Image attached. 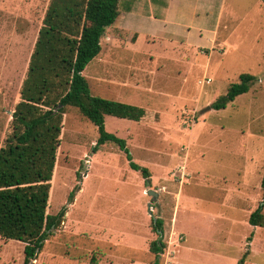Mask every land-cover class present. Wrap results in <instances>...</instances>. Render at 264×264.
I'll list each match as a JSON object with an SVG mask.
<instances>
[{
	"label": "rangeland",
	"instance_id": "obj_1",
	"mask_svg": "<svg viewBox=\"0 0 264 264\" xmlns=\"http://www.w3.org/2000/svg\"><path fill=\"white\" fill-rule=\"evenodd\" d=\"M48 2L0 0V147ZM118 7L83 75L92 95L144 108L139 121L105 116L104 128L149 180L116 144L93 151L96 126L67 107L47 205L48 214L65 213L32 263L151 264V217H160L161 264H238L246 247L243 264H264V229L248 222L264 177V2ZM242 73L255 77L249 91L210 108ZM23 248L0 237V264H23Z\"/></svg>",
	"mask_w": 264,
	"mask_h": 264
},
{
	"label": "trees",
	"instance_id": "obj_2",
	"mask_svg": "<svg viewBox=\"0 0 264 264\" xmlns=\"http://www.w3.org/2000/svg\"><path fill=\"white\" fill-rule=\"evenodd\" d=\"M264 2V0H262ZM119 0H49L34 42L26 75L19 91V101L12 112L11 131L0 147V237L24 243L23 264H33L65 213H47L51 178L60 144L62 117L67 107H74L93 123L98 137L93 151L106 142L116 144L125 153L129 166L150 176L146 167L132 161L126 142L104 128L105 116L139 121L143 107L91 94L83 75L86 66L101 51V38L120 15ZM255 77L242 73L224 95L210 104L222 109L227 103L249 91ZM261 202L248 217L252 226L264 228V177ZM70 192L68 201L73 200ZM156 237L148 251L151 264H161L167 243L163 220L151 217ZM252 234L246 238L249 246ZM249 247L238 260L243 264Z\"/></svg>",
	"mask_w": 264,
	"mask_h": 264
},
{
	"label": "crops",
	"instance_id": "obj_3",
	"mask_svg": "<svg viewBox=\"0 0 264 264\" xmlns=\"http://www.w3.org/2000/svg\"><path fill=\"white\" fill-rule=\"evenodd\" d=\"M119 101V100H118ZM127 103V102H126ZM130 104V103H129ZM253 229L257 230V229H264L263 227H259V226H253ZM254 238H253V235H252V240L250 242V245L252 246V244L254 243L253 242Z\"/></svg>",
	"mask_w": 264,
	"mask_h": 264
},
{
	"label": "water",
	"instance_id": "obj_4",
	"mask_svg": "<svg viewBox=\"0 0 264 264\" xmlns=\"http://www.w3.org/2000/svg\"><path fill=\"white\" fill-rule=\"evenodd\" d=\"M148 180H149V178H148ZM147 193H148V194H153V196H156V193H154L152 190H148ZM148 205H149V204H148Z\"/></svg>",
	"mask_w": 264,
	"mask_h": 264
}]
</instances>
